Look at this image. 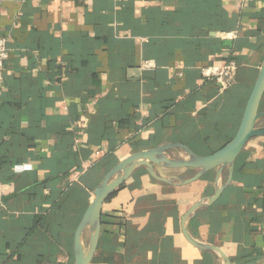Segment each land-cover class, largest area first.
Wrapping results in <instances>:
<instances>
[{
    "label": "crops",
    "instance_id": "obj_1",
    "mask_svg": "<svg viewBox=\"0 0 264 264\" xmlns=\"http://www.w3.org/2000/svg\"><path fill=\"white\" fill-rule=\"evenodd\" d=\"M0 37V264H74L76 228L115 165L169 143L207 156L234 137L264 62V0H3ZM230 61L225 88L202 74ZM240 155L188 230L230 264H264V138ZM215 175L172 187L135 171L102 206L91 264H214L181 218Z\"/></svg>",
    "mask_w": 264,
    "mask_h": 264
},
{
    "label": "water",
    "instance_id": "obj_2",
    "mask_svg": "<svg viewBox=\"0 0 264 264\" xmlns=\"http://www.w3.org/2000/svg\"><path fill=\"white\" fill-rule=\"evenodd\" d=\"M263 96L264 62L251 89L234 137L220 149L207 156H198L183 144L169 143L132 154L115 165L94 190L93 199L76 228L73 240L74 264H91L98 246L103 204L139 169H144L154 181L172 187L189 185L205 174L216 171L214 194L201 198L186 211L181 218V233L187 243L195 249L215 254L220 264H230L218 247L194 239L189 233L188 224L200 209L212 206L230 186L235 161L245 146L253 139L264 138V126L259 125L264 121V112L260 111ZM173 150L182 152L185 158L179 160L168 158L167 152ZM155 167L169 170L191 169L196 173L187 180L177 177L163 178L156 174ZM224 171L227 172V179L221 184L220 178ZM86 234L88 240L85 246L83 238Z\"/></svg>",
    "mask_w": 264,
    "mask_h": 264
},
{
    "label": "built area",
    "instance_id": "obj_3",
    "mask_svg": "<svg viewBox=\"0 0 264 264\" xmlns=\"http://www.w3.org/2000/svg\"><path fill=\"white\" fill-rule=\"evenodd\" d=\"M3 3V0H0V6ZM223 36V35H222ZM224 37V36H223ZM230 38H235L234 34L229 36ZM7 39L4 37H0V83L3 81L4 75V67L5 62L8 58V50H7ZM151 68L150 63H144L142 70H149ZM235 69V65L233 62H225L221 67L209 66L202 69V74L208 80H213L220 84L221 88L227 87L233 77L232 73Z\"/></svg>",
    "mask_w": 264,
    "mask_h": 264
},
{
    "label": "trees",
    "instance_id": "obj_4",
    "mask_svg": "<svg viewBox=\"0 0 264 264\" xmlns=\"http://www.w3.org/2000/svg\"><path fill=\"white\" fill-rule=\"evenodd\" d=\"M239 160H243V155H240V156H239L238 161H239ZM237 178H238V176L235 177V179H237ZM263 194H264V192H263ZM263 198H264V197H263ZM254 203H256V205L261 206V208L264 210V200L257 199V200H255ZM218 204L220 205V202H218ZM259 217H260V215H254V217H253L252 220H257ZM207 254H208L209 256H211V257L214 259V264H219V259L216 258L215 255H214L213 253H209V252H207ZM17 257L19 258V255H18V254H17Z\"/></svg>",
    "mask_w": 264,
    "mask_h": 264
},
{
    "label": "rangeland",
    "instance_id": "obj_5",
    "mask_svg": "<svg viewBox=\"0 0 264 264\" xmlns=\"http://www.w3.org/2000/svg\"><path fill=\"white\" fill-rule=\"evenodd\" d=\"M259 125H260V126H264V121H263V122H260ZM87 240H88V236H87V234H86V235L84 236V238H83V243H84L85 246H86V244H87Z\"/></svg>",
    "mask_w": 264,
    "mask_h": 264
}]
</instances>
